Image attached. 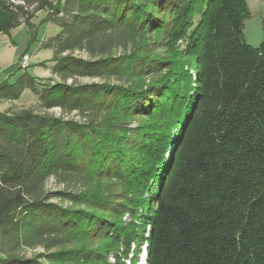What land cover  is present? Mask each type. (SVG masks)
I'll return each mask as SVG.
<instances>
[{
	"label": "trees",
	"instance_id": "trees-1",
	"mask_svg": "<svg viewBox=\"0 0 264 264\" xmlns=\"http://www.w3.org/2000/svg\"><path fill=\"white\" fill-rule=\"evenodd\" d=\"M43 10L59 81L0 84L40 101L0 111V264H264L248 0H0V35Z\"/></svg>",
	"mask_w": 264,
	"mask_h": 264
},
{
	"label": "rangeland",
	"instance_id": "rangeland-1",
	"mask_svg": "<svg viewBox=\"0 0 264 264\" xmlns=\"http://www.w3.org/2000/svg\"><path fill=\"white\" fill-rule=\"evenodd\" d=\"M251 16L244 22L245 41L253 46L258 47L264 41V0H248ZM46 11H40L32 19L37 32V38L32 39L30 28L26 24H21L13 28L9 33L0 35V84L10 78V82L17 80L16 73L22 56L29 54L31 57L30 66L27 71L33 76L39 78L42 82L48 83L52 80L59 81L54 74L56 62L54 61V50L45 47V42L51 37L60 33L61 27L53 22L41 23L47 16ZM87 82L89 79H82ZM40 109L38 96L30 89L24 91L22 96L17 100H0V111H18L21 109ZM59 111H56L57 115ZM72 117L74 116L71 115ZM53 187V181L49 183ZM146 250L140 256L145 257ZM0 256L2 254L0 253ZM113 261V260H112ZM144 261V260H143ZM143 261L140 264H143ZM127 264H131L129 259Z\"/></svg>",
	"mask_w": 264,
	"mask_h": 264
},
{
	"label": "built area",
	"instance_id": "built-area-1",
	"mask_svg": "<svg viewBox=\"0 0 264 264\" xmlns=\"http://www.w3.org/2000/svg\"><path fill=\"white\" fill-rule=\"evenodd\" d=\"M30 61H31V57L29 54L26 53L22 56L19 66H21V68H28L30 66ZM145 263L146 260L143 261V264Z\"/></svg>",
	"mask_w": 264,
	"mask_h": 264
},
{
	"label": "clouds",
	"instance_id": "clouds-1",
	"mask_svg": "<svg viewBox=\"0 0 264 264\" xmlns=\"http://www.w3.org/2000/svg\"><path fill=\"white\" fill-rule=\"evenodd\" d=\"M145 254H146V253H145ZM143 260H146V255H145V257H144V258H142V261H143ZM142 261H141V262H142Z\"/></svg>",
	"mask_w": 264,
	"mask_h": 264
}]
</instances>
